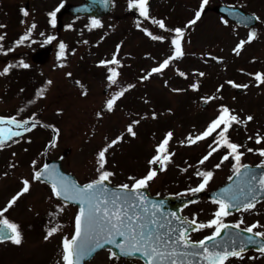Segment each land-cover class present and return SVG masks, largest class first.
I'll use <instances>...</instances> for the list:
<instances>
[{
    "label": "rangeland",
    "instance_id": "rangeland-1",
    "mask_svg": "<svg viewBox=\"0 0 264 264\" xmlns=\"http://www.w3.org/2000/svg\"><path fill=\"white\" fill-rule=\"evenodd\" d=\"M25 1L0 0V37H3L0 44L9 39L8 36L16 39L29 37L20 46L13 40L5 50H0V72L5 66L12 65L7 74L0 75V115H13L17 119L34 115L38 121L35 128L30 126V130L21 137H14L16 142L7 141L0 149V208H4L10 197L22 187V178L30 179L31 184L29 192L22 194L4 213L21 226L23 241L20 245L11 241L0 243V264H62L61 243L66 235L63 231L71 230L76 209L71 206L60 211L58 202L50 198L48 184L31 180L34 167L40 168L46 159H61L63 169L75 174L84 183L97 175L95 160L98 150L123 133V140L108 149L105 167L115 173L110 177L115 185L131 183L128 177L146 173L156 144L171 130L174 134L168 146L169 151L174 153L171 163L165 171L158 172L148 187L153 194L185 196L189 194L185 191L187 188L200 182L196 171L207 169L214 172L206 187L207 191H211L232 176L231 158L224 161L219 169H214L213 165L219 162L225 151L220 149L201 165L197 162L208 151L212 138L192 146L181 145L178 141L189 133L195 135L202 131L217 114L218 105L226 104L235 110L241 120L249 114L254 117L252 121L234 124L230 129L231 139L243 145L240 149L244 153L241 162L258 164L264 160L257 152L247 151V148L264 147V141L260 144L255 142L257 133L264 135V84L257 86L254 77L249 75L264 72V0H208L202 12L203 19L186 29L185 56L172 62L163 74H153L143 81L139 77L170 54L168 40H152L143 31L147 28L153 34L168 35L152 22L155 16H144L138 20L128 8V0H117L113 13L101 19L102 27L88 32L87 18L67 16L63 29L58 30L48 14L67 0H33L27 15L21 16L19 10L24 9ZM221 2L243 7L260 17V22L250 28L257 32L253 41L247 42L249 29L241 28L227 18L228 25L221 23L220 14L214 11ZM200 3L201 0L156 1L153 11L156 16L168 17L169 28L183 26L194 16ZM49 36L54 37L51 40L54 52L44 62H35L32 54L48 42ZM241 39L246 43L237 55L232 48ZM61 42L66 48L64 55L58 57ZM13 44L16 47L11 52L9 49ZM117 45L120 46L118 53ZM114 53L121 61L116 85L107 80V67L98 63L110 60ZM208 55L222 57V62L206 60ZM21 60L29 67L19 66ZM177 69L185 72L186 77L179 76ZM199 72L204 75L200 76ZM49 80L51 84L47 83ZM228 80L247 84L248 88L239 92L238 88L227 83ZM192 83L198 84V90L190 87ZM127 84L134 87L126 89L114 110L108 112L106 100ZM220 85L223 87L217 91ZM173 88L181 91L173 92ZM39 90H43V95H36ZM206 96L217 99L205 102L201 97ZM153 111L157 113L155 119L151 116ZM97 112L102 115L97 116ZM135 120L139 121L134 126L137 135L131 137L125 128ZM50 140H55V147L49 145ZM63 153H67L65 158H62ZM32 160L36 161L35 166L31 164ZM216 208L217 205L206 196L192 203L183 213L188 218L195 213L197 220H207ZM241 217L243 223L240 226L243 228L254 221L264 225V199L256 203L254 210L231 213L224 219L234 222ZM49 220H53L57 228L61 221L62 226L45 240V224ZM255 230L264 231V227ZM210 232L208 228L199 230L192 239H201ZM59 244L61 252L57 250ZM108 255L103 251L89 264H142L131 259L114 262L108 259ZM244 257L243 260L233 258L230 264H264V256L259 252H246Z\"/></svg>",
    "mask_w": 264,
    "mask_h": 264
},
{
    "label": "snow or ice",
    "instance_id": "snow-or-ice-1",
    "mask_svg": "<svg viewBox=\"0 0 264 264\" xmlns=\"http://www.w3.org/2000/svg\"><path fill=\"white\" fill-rule=\"evenodd\" d=\"M100 2L106 5L108 0H100ZM207 3L208 0H201L194 17L183 26L169 28L164 19L153 18L152 22L168 35L153 34L147 28L143 29L152 40L158 42L168 40L171 47L170 54L161 59L156 66L151 67L145 75L139 77L141 81L150 79L153 74H163L172 62L181 60L185 56L186 29L200 19ZM128 8L138 9L140 15L149 16L148 0H128ZM25 15H27L26 11ZM48 15L52 18L51 23L55 24L56 11L50 12ZM247 20L259 21L260 17L256 13H252L251 17H245L241 22ZM221 23L228 25L229 21L221 17ZM69 27L71 26L69 25ZM91 27H102L101 20L92 17ZM256 37V30H250L247 33V42L253 41ZM23 39L25 37H21V40ZM52 39H54L52 36L47 38L48 41ZM245 43L244 39L239 40L232 48V52L239 55ZM119 47L117 45V53ZM65 48L66 45L61 42L58 57L64 55ZM117 53H114L110 60L98 62L107 67V80L113 85L118 83L120 76L118 68L121 66V61L117 58ZM213 59L221 61L223 58L213 57ZM19 66L28 68L29 64L21 60ZM11 67L12 65L5 66L0 75L7 74ZM176 71L181 77L187 75L178 69ZM198 74L204 75L203 72ZM249 75L254 77L257 86L264 84V72L258 71ZM47 83L51 84L52 82L49 80ZM227 83L238 89L248 88L247 84H239L232 80H228ZM133 87V84H127L126 87H120L119 90L115 91L105 102L108 112L114 110L117 100L125 94L126 89ZM190 87L193 90H198L197 83L190 84ZM222 87V85L218 86L217 91ZM172 91L180 92L181 89L173 88ZM36 95H43V90L37 91ZM201 99L207 102L215 100L217 97L206 96L201 97ZM168 111L170 112L171 109ZM96 115L101 116L102 113L97 112ZM151 116L155 119L157 113L153 111ZM253 119L254 117L249 114L241 120L234 109L226 104H219L217 114L202 131L195 135L189 133L183 140L178 141L181 145L192 146L209 137L212 138L208 151L197 162L201 165L220 149L225 151L220 156L219 162L213 165L214 169H219L224 161L231 158L233 175L229 176L228 180L232 181L233 176H235L237 178L236 184L221 188L212 197V203L216 204L217 208L212 213V217L207 220H197L195 213L191 219L178 216L174 212L165 213L162 210L163 201L150 200L144 191L148 188L149 182L157 177L158 172L165 171L167 165L171 163V157L174 155L168 148L174 135L171 130L167 131L163 139L156 144L155 154L148 160L149 168L146 173L139 177L129 176L128 180L131 183L117 184L114 189L109 187V178L113 177L115 173L105 167L108 163L107 152L110 147L123 140V133L111 139L98 150L95 160L97 175L95 178L87 179L84 183H79L59 171L55 164L44 163L38 169L34 167L31 180L48 184L50 198L60 201V204L57 205L60 211H63V206L67 202L78 204V211L74 214V231L62 238L61 260L63 264H81L85 257L91 256L97 250L104 249L106 244L114 245L119 250V254H117L112 248L107 249L108 259L114 262L119 261L121 257H133L139 254L143 257L145 264H230L233 258L235 260L245 258L244 253L249 244H258L257 250L261 256H264V242L258 243L253 239V237H257L264 241V231L255 230L264 227V225H260L259 221H254L241 229L242 217L234 222H226L224 219L231 214V209L254 210L258 197L264 198V173L257 177L250 170L249 165L241 162L244 153L240 149L243 145L234 142L230 136V129L234 124L239 125ZM37 123L34 115L25 119H17L13 115H0V149L5 147L7 141L16 142L13 140L14 137H21L23 133L30 130V126L35 128ZM137 124L139 121L135 120L126 125L125 131L131 137L137 135L134 130V126ZM248 139H252V137H248ZM262 141H264V135L257 133L255 142L260 144ZM48 143L52 147L56 146L55 140H50ZM247 151H255L264 157V147L247 148ZM31 164L35 166L36 161L32 160ZM153 165L157 167H153ZM260 165L264 166V160L260 161ZM195 175L201 178L200 182L195 187L187 188L185 191L188 193H199L204 190L212 180L214 172L207 169L197 170ZM30 186V179L22 178V187L10 197L4 208H0V242L9 240L16 245L22 243L23 235L19 225L8 219L4 213L17 202L22 194L29 192ZM191 202L189 201V203ZM173 220L176 222L175 225ZM205 228L211 229L208 235L197 240L191 238L190 232ZM230 228L237 229V231L230 233L226 239L221 240V233ZM57 231L56 226L47 227L44 239L48 240ZM243 233L250 235L245 239ZM248 259H255V257H248Z\"/></svg>",
    "mask_w": 264,
    "mask_h": 264
},
{
    "label": "water",
    "instance_id": "water-1",
    "mask_svg": "<svg viewBox=\"0 0 264 264\" xmlns=\"http://www.w3.org/2000/svg\"><path fill=\"white\" fill-rule=\"evenodd\" d=\"M70 8L67 7L65 8V11L69 10ZM254 174L257 175V177L261 174V173H264V170L261 168V167H258V168H255V169H252L251 170ZM73 179V177H71ZM236 181H237V178L235 177L233 182L230 184V185H235L236 184ZM227 187V186H226ZM224 188V187H223ZM192 199V198H190ZM190 199H184V200H180V199H171L169 200L168 202H163V205H162V210L165 212V213H168V212H174L178 215V213L176 212L177 210L179 211L181 209L182 206H184L185 202L186 201H190ZM175 220H173V224L175 225ZM234 233V232H233ZM250 235V234H246L244 236V238L246 239L247 236ZM225 239L224 237L221 238V240ZM254 240H256L258 243L260 242H264L261 240V238H257V237H253ZM249 245H254L255 247H258V244H249Z\"/></svg>",
    "mask_w": 264,
    "mask_h": 264
}]
</instances>
